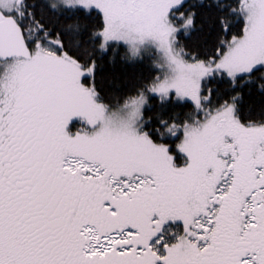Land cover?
<instances>
[{"label": "snow or ice", "instance_id": "obj_1", "mask_svg": "<svg viewBox=\"0 0 264 264\" xmlns=\"http://www.w3.org/2000/svg\"><path fill=\"white\" fill-rule=\"evenodd\" d=\"M0 264H264V0H0Z\"/></svg>", "mask_w": 264, "mask_h": 264}, {"label": "trees", "instance_id": "obj_2", "mask_svg": "<svg viewBox=\"0 0 264 264\" xmlns=\"http://www.w3.org/2000/svg\"><path fill=\"white\" fill-rule=\"evenodd\" d=\"M126 71H128V72H132V71H134V70L131 69V68H129V69H126Z\"/></svg>", "mask_w": 264, "mask_h": 264}]
</instances>
